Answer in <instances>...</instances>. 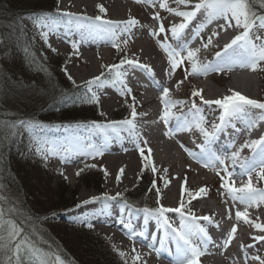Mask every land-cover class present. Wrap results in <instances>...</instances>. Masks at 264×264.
<instances>
[{
	"label": "rangeland",
	"instance_id": "1",
	"mask_svg": "<svg viewBox=\"0 0 264 264\" xmlns=\"http://www.w3.org/2000/svg\"><path fill=\"white\" fill-rule=\"evenodd\" d=\"M22 0H0V5L2 8L5 6H9L10 10L12 7L16 4V8L21 5ZM25 4L28 0H24ZM74 1L73 3H71ZM128 7V12L125 13L127 19L135 18L138 23L136 25H145L148 26L152 30V39L155 44L156 49L160 53L164 63L168 65L169 68H171V65L169 64V58L167 54L160 48L159 44L157 43L158 40L161 42H164L165 37H167V43L171 44L173 46V42L175 39H172L170 31H167L172 24H179L183 21L182 17L176 16L172 13H169L167 9H162L159 6L151 7L148 3H145L144 1L140 0V2H137V0H120ZM34 0H31V6L26 7L28 9H35L34 4H32ZM51 2H53L51 0ZM49 1H45V5L41 8L44 13H51V10L48 6ZM56 6L59 7V13L61 16L64 17V19L61 21L59 19L58 23L59 26L56 31L49 34L48 37V43L45 44V42L40 37V29L35 25L34 21L30 19L29 17L35 15V13H29L25 14L20 22L24 25V27L28 28L30 32L33 35V43L37 44L39 46L44 47L46 50L44 52V56L47 59V62L49 63V66L53 71H60L64 72L65 76H71L72 80L75 81L74 85L79 91V93L82 95V97L87 92V89L85 88V84L87 81L92 80L94 77L105 75L110 69L109 66H111L114 63H118L121 60H132L135 63H138L140 61H145L143 53H136L132 49V42L129 40V38L125 37L124 39L115 40L112 37L111 43L104 44V46L101 45L100 42L91 43L89 46L90 51L93 52L95 49L93 47H97L100 49H106L109 54V59H102V62L95 65H88L86 66V63L82 61V55L79 52V48L83 46V44L78 42V38L75 36V34L72 31H69L66 29L67 27V16L63 15L64 13H68L71 10H77L79 12L78 15L82 16L84 15V18L93 16H101L102 18H105L107 20H114L117 18V16L112 13L110 7H109V0H100L99 4H97L95 7L90 8L89 6H85L81 3H79V0H59V5H57V0H55ZM156 3V4H157ZM67 4V7H66ZM98 5H102L106 12L101 13L99 11ZM167 5L170 8H178L181 11H187L189 9L190 3L188 5H177L175 3V0H167ZM257 7H253V11L257 13V15H264V8H261L259 3L256 5ZM56 7V12H57ZM22 8V6H21ZM58 13V12H57ZM156 13H159V16L161 18V21L166 29L164 33H159V35H153L154 32H158L160 22L153 17ZM32 14V15H31ZM56 16V14H53ZM124 17V16H123ZM67 19V20H65ZM1 21L4 19H0ZM14 20V19H13ZM18 20V18H17ZM223 18L215 19L213 23L209 26L204 27L202 32L205 34V36H210L211 29L215 30L218 29L219 25L221 24V21H223ZM15 21V20H14ZM7 22L2 21V25H6ZM13 21L10 23V26H13ZM215 28V29H214ZM220 31V35H222V30ZM242 29H236V31L230 35L227 36V33H223L224 36V42L229 41L231 37L234 35H237ZM69 32V38L66 37V33ZM104 33V32H103ZM101 36V33H99ZM105 35V33H104ZM113 34L111 33V36ZM57 36H60L58 40H62V45L60 47H55L53 44H51V40ZM99 36V38H100ZM106 36V35H105ZM178 41V40H177ZM76 42L78 44L77 49L72 48V43ZM113 44L118 45V47H113ZM196 44L204 46L206 44V41L200 37L196 39ZM50 45V47H49ZM55 49V51H53ZM176 51L181 52L180 49L176 48ZM203 54L206 56V54L210 55L209 49H207ZM202 54V53H197ZM196 55V53H195ZM182 56V54H181ZM183 57V56H182ZM192 63L191 61H188L187 59H184V62L181 63L177 69L174 71L171 69V72L173 75L179 80L180 83V90L179 93L176 95H171L169 92V95L172 96V98H169L173 101H176L177 103L170 108L171 110H176L174 116L175 118H179L176 121L170 122V125L174 126L172 132L166 131L165 134L162 133V137L158 138V141L161 142V144L166 145L167 143H173L174 149L167 154L162 153L160 158L156 154V150L154 147H152V144L144 142L143 138L139 137L137 138H130L127 135H123L122 139L124 141H133V149L132 153L136 156V160L138 162V167L136 169V173L134 172V183L130 187L124 188L122 190H119L118 192L121 193L122 199H132V197L138 192L142 191L145 187V180L147 182V179L143 177V173L146 171V168L148 166L151 168L154 167L156 169L155 172L152 171L153 178L156 179V183H151V186H149L148 194L154 197V194L156 196V200L158 201L157 204L159 206H163L165 208H176L182 207V211L185 213V219H190L189 213L192 215L198 216L199 208L201 207L202 203L205 202V210L208 212L213 213L214 217L218 218L220 220V225L223 228L222 232L219 234L218 243L220 244V247H222L223 251H226L227 256L225 257L221 254H218L217 251L212 252V256L208 259H204L203 256H199V264H217L218 262L222 264H260L259 260L253 259L255 255H259L264 250V241H259L260 243L256 244V246L250 248L251 244L253 243L254 239H251L248 235L243 234L241 232H236L234 234V238L232 239L230 244H225V240L228 238L225 233L230 232L231 226L233 223H235L234 220L230 218V211L236 209L237 211H243L245 204H241L238 200H233L231 194L227 192V195L230 198H225L221 196V185L218 187H213V172L206 166H199V163L194 161V159L191 156H186L184 150L181 148V144L186 142H193V141H200L203 142V135L194 127L191 130L184 131L180 130L177 131V127L179 122L181 121H188L192 120L194 118L193 111H190L192 108L193 102H198L199 104H196L197 108L199 109L198 113H195V118L203 117L206 121L204 124V127L208 128L210 130V126L212 124V120H216L217 112H214L212 108H206L201 105L200 97H193L192 93L194 91H200L201 96L204 100H215L223 98L224 96H227V93H225V86H229V79L233 77V74L235 76H239L242 79H244L243 85L236 86L238 90L237 92L246 93L248 96H255L257 99H260L262 102H264V62H260L259 66L255 71L252 69H235V70H229L227 72H221V71H209L206 73L205 78L201 79L195 76V74H190L192 72ZM199 64H203L204 62H198ZM3 65V64H2ZM123 66V65H122ZM118 70L117 73H119L122 69ZM5 71V69H4ZM82 72H87L88 76H92L96 74L95 76H92L91 78L87 79L85 82L82 81V79L79 77ZM115 72L116 78L121 77V75H118ZM3 77H4V73ZM115 78V77H114ZM102 79V76H101ZM118 79V78H117ZM252 80V81H251ZM121 84L119 79L115 83L114 86H108L107 84H104L100 87L93 86V92L95 93L98 102H81L79 100L77 104L82 107L81 109L84 110V115H95L96 119L99 120H108V119H114L117 112L121 111V105H126L128 109V112L131 111L136 112V119L139 120L141 116V94H131L133 90L128 89L129 92L127 94H123V91L120 89V87L116 84ZM201 85L204 86L201 87ZM3 86V83H1V89ZM200 86V87H199ZM132 87V86H131ZM103 88L108 93L113 94L114 96V102L112 103V108L106 110L104 107V101L105 99L101 98L97 92ZM250 88V89H249ZM127 90V89H126ZM1 91V90H0ZM4 92V90H3ZM85 92V93H84ZM90 96L91 93H88ZM182 102V103H181ZM0 103L2 105L6 106L7 111L13 112V108L11 107V104H8L7 102L3 101V99L0 100ZM80 109V110H81ZM126 109V108H124ZM122 109V110H124ZM165 111L164 104H160L158 106L159 111ZM146 113H148L149 117L147 118V115L143 118L144 122H142L143 126H152L150 125V118L154 121H159V113H156L155 116L150 117V113L152 111L146 110ZM13 114H16V112H13ZM261 115H256V113H251L248 117H246V123L244 125V128L241 131H237L233 134L235 145H246L250 143L252 140H255V138L258 137V135L262 132L264 129V120H260ZM61 115L58 114L56 116V119H60ZM149 120V121H148ZM214 120V121H215ZM141 121V119H140ZM249 121H257L256 127L249 129L248 128V122ZM149 122V123H147ZM38 125H44L41 123H37ZM1 128V126H0ZM84 127L76 128L75 130H71L68 128V130H65V127L53 129L49 126L44 125L43 128L37 127L35 130L36 137H38L42 141H63L65 138L69 137L71 133H76L79 130L80 132L83 131ZM255 129L258 130V135L255 133ZM18 135L17 136V142L20 146L23 147L21 149L24 151V168L22 171L27 173V176L32 180L33 182V188L26 187L25 185V179L22 181L15 180L11 181L14 176H12V173H10L11 170H15L14 165H12L11 162H7L8 156H6V151L4 149H8V145L10 143V139H12V136H9L7 139H4L3 136H0V192L3 193L5 197L8 198L5 207L6 208H18L23 214L24 218H17L18 222H20L22 225L26 226L27 233L32 235L33 240H43L44 236L43 233H40V231L35 230L36 232H39V235L32 230L33 227H31L29 222V215H34L35 210H42V206H44L45 200H47L42 194L43 191L46 190L48 195V201L45 202V206L47 204V208H50V220L48 223H42V226H48L54 228L53 230L60 234L65 235L68 239H64L63 242L57 243L53 242V247H61V249H65L64 247L68 248V250L73 254L76 255L77 252L74 251L77 247H82V243L77 240L74 237H78L77 235L80 234L79 229H89L88 227L76 222L75 218H72V215H74V211H78V213H82V209L84 210L87 206H83L82 208L77 209L75 205L82 204L85 200H90L88 197H99L104 194H107L109 196H115L117 192L109 191V187L107 186V182L110 179V174L107 170V167L105 165L104 157L96 156L95 158L89 157L82 163H75V159L71 160V163L67 162L66 156L67 154L61 152L58 155H48L47 159L44 158L42 154H38L36 152L37 143L36 140L33 137L32 132H30L27 129H18ZM55 134L60 133L63 134L61 137H55L50 138L49 134ZM83 133V132H82ZM86 133V132H84ZM167 133V135H166ZM99 135V132H97ZM256 136V137H255ZM83 140H85L86 135H82ZM97 137V135H95ZM142 137L147 138V134L142 133ZM88 140V139H87ZM21 147V148H22ZM143 149V154L141 153L140 149ZM185 148V147H184ZM250 150V147H246V150L244 153L240 154V156H244L245 154H248V151ZM196 154L201 155V151L197 150L195 151ZM170 156V157H169ZM170 158V159H169ZM202 161V160H201ZM199 161V162H201ZM162 162V163H161ZM96 165L97 167H85L86 165ZM162 164V165H160ZM4 165V166H3ZM227 167L228 171L233 173V176L231 179H225V183L228 184L231 187L238 188L240 185V182L243 181L244 178L238 180L234 178V174L238 172V169H236L233 166L230 165H218L215 170L221 171V175L227 177V173L222 171L224 167ZM11 169L10 171L8 169ZM21 168H18V170ZM80 169H84V171L77 176V172ZM106 170V171H105ZM217 171H215L217 173ZM22 176V175H21ZM256 177V176H255ZM258 177V176H257ZM136 179V180H135ZM21 180V179H20ZM171 181H175L177 184V192L179 197L172 199H166L165 197V191L169 189V186L171 185ZM221 179L219 180V183H221ZM257 183L259 184V188L264 185V179L259 177L257 179ZM24 184V185H23ZM218 184V183H217ZM35 185V187H34ZM24 186V187H23ZM43 188L41 190H38V188ZM160 189H159V187ZM217 186V185H216ZM252 186H257L256 183L252 184ZM26 188V189H25ZM204 188L205 191L201 192L200 189ZM159 189V191H158ZM162 189V191H160ZM225 189L226 188H223ZM262 189V188H260ZM39 192V193H37ZM75 196L73 197V195ZM199 194V196H198ZM33 195V198L32 196ZM34 195H39V198L36 196L34 198ZM63 195V196H62ZM88 195V197H86ZM62 196V197H61ZM158 196V197H157ZM85 197V198H84ZM139 199V196H136ZM197 197H203L202 199ZM119 199V198H117ZM151 199V197H150ZM150 199L147 198V201L150 205ZM73 201V202H72ZM66 204V206H65ZM120 204V203H117ZM137 206H143L134 203ZM42 205V206H41ZM64 205V206H63ZM99 207V206H98ZM152 207V206H151ZM263 208L260 210L257 209L255 212V215L258 216L260 221L264 222V201H263ZM91 208V207H88ZM86 208L85 210L89 209ZM100 208V207H99ZM211 210V211H210ZM112 211V210H111ZM114 211V209H113ZM205 211V212H206ZM194 212V214H193ZM53 213V214H52ZM116 214V212H114ZM211 215V214H210ZM192 217V216H191ZM210 217V216H208ZM220 217V218H219ZM168 219L170 223L173 226H176L180 224L181 216L180 214L176 212H168ZM94 225L93 232L98 233L99 236H104L106 238V241L108 244L113 248L114 251H116L120 258L124 261V264H157V259H153L151 257V252H146L145 250H142L141 248H137V250H140L141 252L145 253L148 258L146 261L141 259L142 255L139 253L140 251L133 249L135 248L130 241L128 240V235H125V232L117 230L118 233V240L116 242L112 241L111 236L107 234L106 232H103L102 228H106V224H100L96 221H91ZM108 223V222H106ZM34 225V222L31 223ZM248 227L251 231H249L250 234H256L259 229H256L254 227V223L250 224L247 223ZM109 228V227H108ZM110 229V228H109ZM67 233V235L65 234ZM74 236V237H73ZM61 239V238H60ZM234 243V244H233ZM236 244V246H235ZM249 244V245H246ZM141 245V243H139ZM52 247L51 245H49ZM250 246V247H249ZM219 248V247H218ZM212 250L215 249V247H211ZM60 249L57 250L54 254L63 255ZM215 252V253H214ZM247 252V254H246ZM120 253H124L123 256L120 255ZM150 253V254H149ZM53 254V253H52ZM139 256L138 260H133L134 256ZM154 255V254H153ZM263 255V253H262ZM149 259V261H148ZM261 259H264L261 257ZM156 262V263H155ZM209 262V263H208ZM66 264V263H64Z\"/></svg>",
	"mask_w": 264,
	"mask_h": 264
},
{
	"label": "snow or ice",
	"instance_id": "2",
	"mask_svg": "<svg viewBox=\"0 0 264 264\" xmlns=\"http://www.w3.org/2000/svg\"><path fill=\"white\" fill-rule=\"evenodd\" d=\"M140 2V0H137ZM144 2L152 4L155 6L157 0H144ZM191 0H175L177 5H188ZM259 3L261 8H264V0H198L197 3L194 4L192 10L190 11H181L178 8H170L167 5V0H159V6L162 9H167L169 13H172L176 16L182 17L183 21L179 24H172L171 27L167 30L170 31L172 39H180L185 29L191 23V21L197 16L198 13L203 10L207 14V23H211L215 19L223 18L224 21L228 24L229 27H233L230 23V20L235 21L234 27L237 29H242V31L237 34L230 43L224 45V53H228L229 50L233 52L239 51L240 53V61L241 66L247 64L253 71L257 69L260 62H264V43L257 44L253 41V36L251 35L253 28L264 29V15H257L255 11H253V5ZM57 5H59V0H57ZM101 13L106 12V9L102 5L97 6ZM57 12L59 13V7H57ZM65 16H70L69 13H64ZM35 23V25L41 30L40 37L45 42L48 43L49 34L56 31L59 26V17L53 15L52 13H41L35 14L31 17ZM79 19V18H77ZM153 19L157 21H161L159 13H156ZM95 21H98V24L87 25L84 23H77V29L81 31V33H91L93 31H109L113 22L103 20L101 16L97 15L94 17ZM71 23V20H69ZM138 21L135 18L129 19L124 22L125 29L127 30L131 26H135ZM206 27V24L200 25V31H202ZM224 27V25H221ZM166 31L162 21L160 22L158 32H154L153 35H159V33H164ZM199 35V32L196 33ZM213 36L217 35V33H212ZM256 39H260L257 37ZM3 41L0 40V43ZM160 48L167 54L169 58V64L171 65V69L174 71L177 67L184 62V57L181 56V52L176 51L172 47L171 44L167 43V37H165L164 42L160 40L157 41ZM212 43L211 37H209L204 47H207ZM50 47V45H49ZM113 47H118V45L113 44ZM72 48L77 49L78 44L76 42L72 43ZM183 50V46H182ZM27 52V49H25ZM55 51V49H53ZM198 50H188L186 59L192 63V72L190 74H204L209 71H224L225 69L231 70L233 60L228 57H224L221 59L220 64L212 65V64H199L194 61L195 52ZM217 58H221V52L216 53ZM129 64L133 67H138L141 69H145L151 72V69L143 64L135 63L132 60H121L120 65ZM118 68L117 65L109 66L110 71L116 70ZM118 75H123V73H117ZM103 76V73L101 74ZM101 76L94 77L92 80H89L85 84V88L87 92L83 97H81V102H98L95 93L93 92V86L100 87L103 85V81L101 80ZM68 79L72 81L74 84L75 81L72 80V77L69 75ZM130 91V90H129ZM88 93H91L89 96ZM169 95V89L163 88L162 90V100L165 106V111L163 112V116L161 119L164 120L165 123L168 122V118H170L173 113L170 111V108L174 106L177 102L171 99H165ZM193 97H200L204 104L208 105H218L222 109V114L219 116L220 123H213L210 126V130L204 127L206 123L203 117L195 118V113L199 112L195 102L192 104V108L190 111L194 110L192 120L181 121L178 124L177 131L191 130L193 127L197 129L203 135V143L199 146L201 149V155L196 156V154L189 152L194 158L198 161H203L204 166L216 168L218 165L225 164V157H222L215 152H213L210 148L212 141L216 138L217 134L221 132L224 127L230 124L233 120L239 119L242 116L246 115V111L248 107L257 108L264 110V102H259L254 99H250L239 92L233 91L231 95L224 96L220 99L215 100H204L201 96L200 91H194L192 93ZM182 103V102H181ZM132 120H125L121 122L123 125L127 126V130L130 134L135 133L136 125L134 123L136 112L133 110ZM179 120V118H177ZM260 120H264V115L260 117ZM257 121H249L248 128L256 127ZM37 127L43 128L44 125H38L34 121L27 120H19L11 125H4L0 128V136H3L4 139H7L9 136H16L18 134V129H27L32 132L34 139L36 140L37 147L36 152L38 154H42L45 159H47L48 155H58L63 152L67 155H86L92 158L96 156H102L103 151L101 148L103 146L96 145H85L83 143V137L78 134H72L70 137L65 138L63 141H42L38 137H36L35 130ZM60 127V125H57ZM72 126H65V130ZM76 128L84 127L86 131L89 132H99L103 134L107 140L109 135V129L112 131L118 132L121 127L120 123L112 122L109 124H99L96 122H92L91 126L88 125H76ZM232 127H235V124H232ZM167 135V133H166ZM244 147H250L255 153L251 158L241 160L240 152L236 151L231 154L227 159L231 160V163L235 165L237 162H240L241 168L245 170V173L248 176L247 184L236 188L229 187L228 184L224 183L226 177L221 175V171H217V176L220 177L222 184L221 187L226 188L228 192L231 194L233 200H238L241 204H245L247 206H251L253 202L264 201V192L260 190H256L252 186V173L256 172L261 179H264V136L259 139L252 140L250 143L244 145ZM259 148L257 152L256 149ZM187 150V149H186ZM143 154V149H140ZM85 167H97L96 165H86ZM84 169H80L76 174L79 176ZM106 171V170H105ZM123 169H121V172ZM152 171L155 172L156 169L153 167ZM222 171L227 173V178L231 179L233 173L228 171L225 166ZM119 180V177H117ZM2 187V186H0ZM201 192L205 191L204 188L200 189ZM121 197V193L117 192L115 196H109L104 194L99 197H92L90 200H85L82 204H77L75 207L77 209L82 208L84 205L89 203H94L97 200H103L106 202L105 208H107V202L116 200ZM8 198L0 192V264H64V261L61 259L60 255L52 254L49 252H45L43 249L39 248L36 242L32 239V235L26 233L25 228L22 226L20 222H18L17 218H24V214L15 207L6 208L5 204ZM126 207H131L127 200L123 201ZM183 205L176 208H165L162 205L149 209L144 208L143 211L150 217L156 219L157 223L162 225L165 229L166 238L171 236L173 240L176 242V254L177 258L175 260V264H197V258L204 253L201 251L200 247L194 244L193 237H204V243L210 241V237L208 236L205 228L196 223L198 219H203L208 221L210 217H191L190 219H185V213L182 211ZM168 212H176L180 214L181 221L178 227H173V225L169 222L168 217L165 215ZM106 214V213H102ZM244 218L247 223H254L247 219V211H237L236 218L240 220V218ZM95 218V214L93 216H88L87 214L81 215L75 218L76 222L92 229L94 227L91 222L92 219ZM130 226V225H129ZM254 227L259 229L261 232H264V224L254 223ZM237 232V227L233 225L228 234V238L225 240V244H230L232 239L234 238V234ZM256 240L264 241V235L256 236ZM164 241H161V246L163 247ZM135 252V249H133ZM159 251V250H157ZM121 256L124 253H120ZM139 256H134L133 260H138ZM253 259L259 260L260 264H264V259L260 257H253Z\"/></svg>",
	"mask_w": 264,
	"mask_h": 264
},
{
	"label": "bare ground",
	"instance_id": "3",
	"mask_svg": "<svg viewBox=\"0 0 264 264\" xmlns=\"http://www.w3.org/2000/svg\"><path fill=\"white\" fill-rule=\"evenodd\" d=\"M73 2L74 1H72L71 3H73ZM99 2H100V0H79V3H81L85 6H89L90 8L95 7L97 4H99ZM197 2H198V0H191V2H190L191 7L189 9L192 10L193 5ZM66 7H67V4H66ZM109 7H110L112 13H114L117 16V18H115L114 19L115 21L113 22V25L116 28L115 30L120 33V36L125 35L129 38V40L132 42V49L134 52H136L137 54L139 52L143 53L144 58L146 60L140 61L139 64H143V65L148 66L151 69V72H149L145 69H141V68H139V69L147 72L149 75V78L152 80V82H153V78H158L160 80V82H159V80L157 82L158 86L156 87L155 91H152L149 89L151 91V93H149V95L145 97L147 99L144 102L147 106L145 104L142 105V106L145 105L148 108V111H150V112L152 111V113H150V117L151 116L153 117V116H155L156 113H159V116H160L159 121H154L150 118L149 119L150 125L152 124V126H148V127L145 126V127H143V129L149 135V138H150L149 140H150L152 146L154 147V149L156 150V154L159 156V158H160L162 153H165L166 156H168L167 154H169L174 149V144L173 143H167L166 145H163V144H161L160 141H158V138L162 137V133L166 130L165 129L166 123L164 122L163 119H161L164 111H162L161 109H160L161 111H159L158 106L160 104H164L163 100H162L163 88H165V87L168 88L171 95H176V97L178 96L177 93H179V90H180L179 80H177V78L173 75V73L171 72V68H169L168 65H166L164 63L160 53L156 49L155 44H154L153 39H152V30L148 26H145V25L131 26L130 28H128L126 30L124 22L129 20V19H127L126 15H125V13L128 12V7L126 5H124V3L121 2L120 0H109ZM68 13L71 14L70 16H74L75 18H78L77 16H78L79 12L77 10L73 9V10L69 11ZM202 15L204 17L207 16V14L204 11H203ZM206 20H207V17H206ZM77 23H84L87 25H92L93 23L87 22V21H82V22H72V24H71V26L75 29L76 34H78V36H79V43L83 44V46H81L78 50H79L80 54L82 55V57H81L82 61L86 63L85 67H88V65H91V64L92 65L99 64L102 62L103 58L109 59L110 54L106 49H100L97 47H93L95 49V51L91 52L89 50L90 48L87 47L91 43H95V42H100L102 46H104V44H106V45L109 44L107 42V38L103 34V32L102 31H93L90 34L89 33H83L82 34L81 31H79L77 29V26H76ZM230 23L233 25V27H229L228 24L223 20V21H221V24L218 26L219 27L218 29H215V28H214L215 30L211 29L209 37H211L212 43L209 44L207 47H204L201 45H195V46L189 47L190 48L189 50H198L195 53H202V54H205L204 52L207 49H209L210 53H215V52L223 50L225 43L226 42L230 43L231 40L236 36V35H234L233 37H231L229 39V41L227 40L224 42L223 33L225 32V33H227V36H230L237 29L234 27V25H235L234 20H230ZM221 25H224V27H221ZM219 30H222V32H223L222 35H220ZM214 32L217 33V35L213 36L212 33H214ZM99 33H101V36L99 35ZM251 35L253 36V41L255 43H257V44L264 43V29L253 28ZM99 36H100V38H99ZM111 37L114 38L113 35L110 36V38ZM209 37L208 36L204 37L206 43H207ZM257 37H259L260 39H256ZM58 38H60V36H57L51 40V44H53L55 47H60L62 45V40H58ZM87 74H88L87 72H82L81 75H79V77L82 79V81L85 82L87 79H89V77L91 78L92 76L96 75V74H94L92 76H88ZM195 76L203 79V78H205L206 73L195 74ZM243 82H244V79H242L239 76H235L233 74V77H231L229 79L230 85L229 86L227 85L224 88L225 93H227V96L231 95L233 91H235V92L240 91L237 89L236 86L243 85ZM155 83H156V81H155ZM201 87L204 88L203 85H201ZM239 93H241L242 95H244L250 99H256L257 98L255 96L250 97L246 93H242V92H239ZM99 94H100L99 96L101 98L105 99L104 107L106 108V110L111 109L112 105H113L112 103L114 102L113 94L108 93L107 91H105L103 89L99 90ZM171 95H168V97L165 99L172 98ZM247 110L249 111L250 108H247ZM176 111H177V109L171 110V112L174 114ZM257 113L261 116L264 115V113L260 109H257ZM141 116L142 117L145 116L144 111H142ZM147 116H149V115L147 114ZM168 121H169V118H168ZM240 121L241 122H239V124H237V125H240L241 127L240 126L239 127L241 129H243L244 125L246 123V119L242 118ZM254 131L257 135L259 134L257 129H255ZM94 133H96V132H94ZM229 134H230V132L222 134L223 140L225 142L228 141V143L231 142V139H229V137L231 135H229ZM82 135L83 134H81V136ZM262 136H264V129L258 135V137L255 138V140L261 138ZM122 137H123L122 135L117 134L115 131L110 130L109 135L107 137V140H106V138H103L100 136L97 137L98 140H96V139L83 140V143L85 145L91 144V145H96V146H103L101 148V150L103 151L102 156L104 157L105 165H106L107 170L111 176L107 182V186L109 187V191H112L114 193L133 185V183H134L133 173L134 172L136 173V169L138 167V162L136 160V156L131 152L133 149V146L131 144L123 141ZM245 150H246V147H244L243 144L235 145V147H233V152L239 151L240 154L244 153ZM75 158H76V160L74 161L75 163H82L83 161L88 159L89 156H86V155H79V156L78 155H68V156H66L67 162H69V163H71V160L75 159ZM160 165H162V164H160ZM121 169H123L122 172H121ZM117 177H119V180H117ZM243 177L245 178L244 181L247 182L248 176L246 174H244ZM257 179H259V177L252 178V184L256 183V185L258 186L259 184L257 183ZM262 181H263V179H262ZM245 182H242L241 187L247 184ZM176 184L177 183L175 181H171V185L169 186V189L166 190L164 193L166 199H168V200L172 199L173 200L174 198L179 197ZM86 197H88V195ZM88 199H91V197L90 198L88 197ZM224 200H226V198ZM257 201L258 202H253L251 204V206L245 205L243 211H245V210L247 211V219L249 221H252L254 223L264 224V222L260 221L258 216L255 215V213H256L255 211L257 209L260 210L261 208H263L262 207L263 201H259L258 197H257ZM105 204H106L105 201L100 202L98 204L91 206V208H88L89 211L83 210L82 213H78V211H74V215H72V218H76L78 216L85 215V214H87L88 216L91 217V216H93V214H95V218L92 220L96 221L100 224H106L107 227L102 228L103 232H106L107 234H109L111 236L112 241L116 242L118 240V233H117L116 228L120 229V226H121L124 229V226H123V224H118L117 226H115V228H113L114 224L117 223V220L116 219L114 220V216L113 215L111 216V214H114L115 211L113 212V209L117 208L118 206L114 205V203L112 201H109V204L107 203V208H105ZM205 204L206 203L203 202L201 207L198 210L200 213V216L204 215V216H211L212 217V215H214V214L205 210V206H206ZM236 209L229 212L230 218L235 221V223H233L232 226L235 225L237 227L238 232H241L243 234L248 235L251 239H254V241H259V240H256L255 237L260 236V235H264V232L258 231L256 234H253V235L250 234L249 231H251V230L248 227L247 222H245L244 218L242 217V218H240V220H237V218H236L237 210ZM243 211H241V212H243ZM102 213H106V214H102ZM128 219L126 221H128ZM106 222H109V223H106ZM211 226L213 227V223H211ZM215 228H217L216 230H218L220 233L223 230V228L220 226H217ZM149 229H153V234H152L153 240L150 241V244H147L148 242L146 241V237H143L140 240L139 239L140 235H137V236L132 235V236H130V238L127 237L128 240L130 241V243L135 247L134 249L137 250L136 247H138V248H141L142 250H145L146 252L150 251L151 254L150 253L149 254L151 255V257L153 259L158 258L157 264H169L168 262H173V264H175L176 257L174 259H172V257L168 255V252H166V247H162V246L156 247L155 246V243H157V236L159 235L157 224L155 222H153V224L150 225L149 221L145 222L142 232L144 234H146V232ZM228 234H229L228 232L225 233L226 236ZM135 239H137L138 241L135 242ZM139 242H141V245H139ZM157 250H159V251H157ZM137 251H140V250H137ZM213 251H217L218 254H221L225 257H228L227 253L225 251H223L222 248H218V246H216V248ZM206 252H207V255H209V257H211L213 255V254H211L210 250H207ZM139 253L142 255L141 259L146 261L148 256L141 251ZM153 254H156L157 256H155ZM148 261H149V259H148ZM163 262H166V263H163ZM217 264H222V263L218 262Z\"/></svg>",
	"mask_w": 264,
	"mask_h": 264
},
{
	"label": "trees",
	"instance_id": "4",
	"mask_svg": "<svg viewBox=\"0 0 264 264\" xmlns=\"http://www.w3.org/2000/svg\"><path fill=\"white\" fill-rule=\"evenodd\" d=\"M45 1L49 0H34L32 4H34L35 9L32 10L26 8L31 6V0H28L26 4L22 0L18 8H16L18 5L16 4L11 10L9 6L2 8L0 5V19H4L2 21L7 22L6 25H2L0 20V40L3 41L0 43V100L3 99V101L11 104L13 112L17 113L16 115L11 111H7L6 106L0 103L1 128L6 124L11 125L19 120L40 122L48 125L59 122L75 123L96 120L95 115H84V110L77 104L82 96L75 85L68 79V76H65L64 72L51 69L44 56L46 50L44 47L33 43L32 33L20 22L25 14L44 13L41 8L45 5ZM52 1L50 0L48 6L51 13H55L57 6L54 3L55 0ZM257 4L253 5V7L256 8ZM12 21L14 24L10 26ZM25 49H27V52ZM2 73H4V77ZM1 83H3V89H1ZM58 114L61 115L60 119H56ZM127 114L128 111L126 109H121L120 112L116 113L115 117L123 119ZM21 147L17 142V136L10 139L8 149H4V151H6V156H8V165L11 162L16 167L14 171L7 169L11 170L10 173L13 172L12 176L14 177L11 181L17 179L23 182V179H25L26 187H31L30 189H32V180L27 176V173L22 171L25 156L24 151L21 150L23 147ZM18 168L21 169L18 170ZM143 177L147 179L144 184L145 188L141 192L138 191L132 199L128 200L139 205L155 208L157 205L156 196L155 194L154 197L149 196L147 189L151 186V183L156 181L149 166L143 173ZM41 189L43 188L40 186L38 190ZM42 195L47 199L45 200L47 202L48 195L46 190L43 191ZM31 196L33 198V195ZM36 196L39 198V195ZM36 196L34 195V198ZM136 196H139V199ZM148 197L149 199L151 197V206H149L147 201ZM45 202L44 206L41 205L42 210H35V214L28 217L30 218L29 222L30 220L31 223L34 222V225L30 223L31 227H33L32 230H38L43 233V240H34L39 248L53 254L60 249L63 251L61 252L63 255H60V257L66 264H124L119 254L108 244L106 238L93 232V229H79L78 232L80 234L77 235L78 237L73 236L82 243V247L74 249L77 252L76 255H73L69 251L70 249L68 250L66 247H64V250L61 247H53L54 241L61 243V241L63 242L64 239L69 237L56 233L52 227L42 226V223H48L51 217L50 208H47V204L45 206ZM22 226L27 233L26 226ZM36 233L39 235V232ZM65 234L67 235V233Z\"/></svg>",
	"mask_w": 264,
	"mask_h": 264
}]
</instances>
